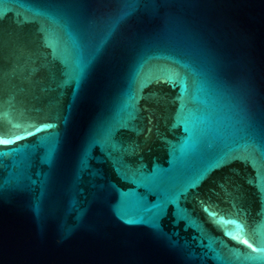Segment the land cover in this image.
<instances>
[{
  "label": "water",
  "instance_id": "95a60500",
  "mask_svg": "<svg viewBox=\"0 0 264 264\" xmlns=\"http://www.w3.org/2000/svg\"><path fill=\"white\" fill-rule=\"evenodd\" d=\"M0 264H264V0H0Z\"/></svg>",
  "mask_w": 264,
  "mask_h": 264
},
{
  "label": "snow or ice",
  "instance_id": "6c2138e0",
  "mask_svg": "<svg viewBox=\"0 0 264 264\" xmlns=\"http://www.w3.org/2000/svg\"><path fill=\"white\" fill-rule=\"evenodd\" d=\"M44 127H50V125H48V124H45V125H44Z\"/></svg>",
  "mask_w": 264,
  "mask_h": 264
}]
</instances>
